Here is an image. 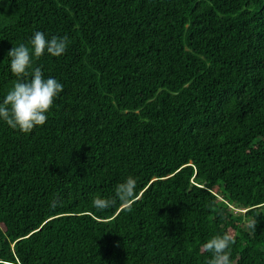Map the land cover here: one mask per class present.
<instances>
[{
  "label": "trees",
  "instance_id": "16d2710c",
  "mask_svg": "<svg viewBox=\"0 0 264 264\" xmlns=\"http://www.w3.org/2000/svg\"><path fill=\"white\" fill-rule=\"evenodd\" d=\"M37 31L69 43L26 79L63 91L30 133L0 119V264H208L225 232L264 264V0H0V102Z\"/></svg>",
  "mask_w": 264,
  "mask_h": 264
},
{
  "label": "clouds",
  "instance_id": "9594fccd",
  "mask_svg": "<svg viewBox=\"0 0 264 264\" xmlns=\"http://www.w3.org/2000/svg\"><path fill=\"white\" fill-rule=\"evenodd\" d=\"M68 43L67 36L54 35L49 39L43 32L37 31L29 44L21 43L8 51L10 69L17 80L0 102V119L9 127L22 133H30L36 126L45 124L48 118L46 113L51 109L57 95L63 91V85L55 78H45L40 67L34 68L30 78L26 77L34 57L39 58L45 51L55 57L61 56L66 52ZM136 186L137 181L128 176L115 186L112 197L96 196L92 204L101 211L115 206L117 202L124 207H130L136 199ZM57 203V200H53L51 207L55 208ZM244 223L248 230L255 231V218L246 219ZM234 243V237L227 232L208 239L202 245L203 250L211 254L208 264H232L230 246Z\"/></svg>",
  "mask_w": 264,
  "mask_h": 264
}]
</instances>
